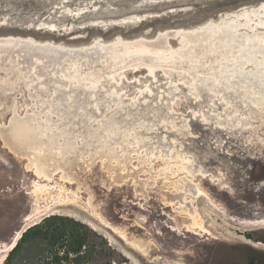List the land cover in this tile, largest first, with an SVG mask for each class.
Segmentation results:
<instances>
[{"label": "rangeland", "instance_id": "1", "mask_svg": "<svg viewBox=\"0 0 264 264\" xmlns=\"http://www.w3.org/2000/svg\"><path fill=\"white\" fill-rule=\"evenodd\" d=\"M21 1L9 0L24 12H40L33 1ZM85 1L74 0L67 7L81 10ZM262 3L92 0L89 5L97 8L75 26L94 20L100 28L64 29L68 41L87 40L60 42L80 46L99 39H140L143 43L138 47L117 48L121 68L111 67L106 58L99 62L92 53L80 61L74 53L56 56L49 66L41 62L35 71L39 78L0 82V130L15 116L38 124L40 134L51 133L54 142L41 141L33 150L45 164L55 167L63 161L73 180L65 183L61 168L52 171L51 164L46 165L50 179L25 171L27 158L9 152L0 136V171L6 175H0V243L10 244L21 229L57 213L84 222L103 236L114 248L109 264H264V248L244 236L245 231L264 226L240 222L264 215V84L254 83L249 90L239 84L264 79V46L241 33L234 38L229 33L227 39L220 35L202 44L195 37L159 35L205 22L217 24ZM130 15L143 19L122 23L120 29L106 25L110 19ZM246 18L234 20L239 31L250 35L249 25L264 30V23L255 24L264 15H250L249 22ZM14 31L2 29L0 35ZM142 48L151 54L156 50L158 55L143 57ZM111 120L115 129L107 132L104 124ZM44 144L55 151L54 156L45 154ZM169 144L174 154L167 159ZM65 148L74 149L71 158L70 153L60 154ZM62 155L66 162L58 159ZM133 165L143 167L135 171L144 179L137 187L132 176L136 173L128 174ZM168 165L171 170L153 171L152 176L145 169ZM187 165L197 172L200 168V175L210 181L204 183L198 174L193 176L181 167ZM20 171L25 177L19 176ZM182 176L199 183L211 200L187 193L182 206L169 204L166 198L172 195L164 190L171 189L170 181L183 183ZM35 185L38 195L33 191ZM192 209L200 215L206 232L187 230L191 220L181 210ZM31 211L32 217L24 220ZM101 218L122 228L129 238L144 240L147 251L131 247Z\"/></svg>", "mask_w": 264, "mask_h": 264}, {"label": "bare ground", "instance_id": "2", "mask_svg": "<svg viewBox=\"0 0 264 264\" xmlns=\"http://www.w3.org/2000/svg\"><path fill=\"white\" fill-rule=\"evenodd\" d=\"M30 1H33V3L39 7L40 12H37L36 15L35 13H28V12L22 11L18 7L14 6L12 2H9V0L8 1L0 0V14H2L0 16V31L2 29H8L11 31L15 30L13 33H7V34L0 35V82L15 81L17 78L22 79V80H29V79L33 80V79L39 78L38 76L39 73L35 71L37 67L40 66V64L43 63L45 64L44 66H47V65L49 66L53 62L56 56L58 55L66 56V55L74 54V53L80 56L78 58L80 61H84L85 60L84 56L90 55L91 53L93 56L99 59V62L103 63V59L106 58L108 61H110L111 67H115V69H118V68H121V65L118 66V64L121 63L120 52L118 51V49L121 50L122 48L120 47L122 46H125L126 48L138 47L139 45L143 43L140 39L127 41V40H122V38H116V39H112L109 41H101V39L94 40L93 42H91V44H85V45H80V46L79 45L77 46L65 45L67 43L60 42V41L74 43L78 41H84V40L86 41L87 39L85 37V38L73 40L74 42L68 41L66 39V31H64V29L67 30L68 28H70L71 30H75L77 28L79 29L87 28L89 30L90 29L98 30V28H100L99 27L100 24H98L99 21L94 22V20L93 22H90V24H93V25L86 23L84 25L81 24L79 26H75V23L81 20L84 14H86L87 12L91 13L92 9H96L97 6L89 5L90 2H92V0H86L81 10L78 9L76 11H73L67 6H69L74 0H57V1L56 0H30ZM130 1H134V0H130ZM149 1L151 2L152 0H149ZM163 1L165 2V0ZM167 1L177 2L180 0H167ZM23 2H26V1L22 0L21 3ZM54 2H56V5H52V3ZM140 5H144V3ZM86 7H91V8H88L89 9L88 10ZM133 7L137 8V5ZM256 13L260 17L264 15V3L260 4L258 7L252 8L251 10L245 8L240 13L232 14L231 15L233 16L232 19L225 18L223 19V21L221 20L217 24L215 23L213 24L211 22L209 23L205 22L201 24L200 26L194 27L192 29H182V30L179 29V30H174V31L169 30V31L160 33L159 35H164L167 37L170 35L179 34V35H182L183 37H187L188 40H190L191 37L193 38L195 37L196 41H199V44H202L201 42H203V40H205V42L212 40V39L214 40L220 35L224 36L227 39L229 33H232V38H234L235 34L237 35L241 33L244 36L247 35V38L250 41L252 42L256 41L261 46H264V30L263 31L259 30L256 28V26H252L248 24V22L251 20L250 15H254ZM43 14H46V15L43 16ZM17 16L22 17V19H19V21H16ZM240 16L248 17L246 18L248 19L247 24L249 25L248 27L252 30V33L250 35H248V31L247 32L239 31L238 28L235 26L236 22H234V20ZM141 19H143L142 16L130 15L122 19H110V22H107L106 25L114 27L115 29H120V27L118 26H120L122 23L139 21ZM66 21L72 22L71 25L69 26V22L65 24ZM261 23H264V19L262 21H260L259 19V22H255V24H261ZM90 32L94 34V33H97L98 31H90ZM117 32H121V30ZM79 37H82V36H79ZM246 42H248L247 39H246ZM140 53L142 54L143 57H154L155 54L158 55V52L156 50L153 51V54H151L150 50L146 48H142L140 50ZM163 58L165 60V56H163ZM126 64L127 62H125V65ZM33 69L36 74L33 72ZM39 71H42V69L39 68ZM46 73L47 75H49L50 72H48L47 70ZM27 77H29V79ZM79 80L77 82H79ZM254 83L258 86L263 85L264 79L258 80L257 82L253 80H251L250 82H245V83H244V80H241L239 82V84L243 86L244 89L246 90H249V88H251L252 84ZM79 87H83V86L80 85ZM80 91L84 92L82 88H80ZM113 122L114 121L111 120L108 123L104 124V130L107 132H112V130L115 129V125H116V124L113 125ZM37 126L38 124H34L32 120H30L29 118H26V117L19 118L16 116L13 117L10 121L9 126L8 127L5 126L0 130V136L3 139L4 146L9 150V152L19 157L27 158V162L24 165V170L25 171L33 170V172L35 173V175H37L38 178L43 177L44 179H50L52 177V174H50L46 169V165L51 164L52 171L57 169V167L61 168L60 170L61 180H63L65 183H73V180H71V178L68 177L67 172L65 171L66 167L62 165V163L64 164V162L59 161L62 159H64L65 162L67 161V159L63 155L61 157L57 156L59 159L58 160L59 165H56L55 163V167H54V163L45 164V160L41 159L42 156L39 155L38 153L36 154V151L33 150L34 144L36 146V144H38L41 141H43L41 143H44V141L45 142L48 141L47 143L54 142L53 135L51 133L47 132L46 134V132H43L40 134ZM41 143L40 145H42ZM44 146H45L44 148L45 154H49L53 156L55 155V151L47 147L48 144L47 146L44 144ZM169 146L170 144L167 146V148L169 149V153H168L169 155H167L166 157L167 159L171 158L170 154L172 155L174 154L173 151H170ZM65 152L70 153L68 158H71L72 154L74 153V149L69 150V148H65V149L60 150V154H63ZM31 153H33L34 157L31 155ZM159 154L162 155V153H159ZM161 155H156V157H160ZM65 156H68V155H65ZM179 156H181L182 159L185 158V156L181 152L179 153ZM104 167H108V165H104ZM181 167L184 169H188L189 172H192L193 176L198 174L200 177H202V181L204 183H208L210 181V179H207V180L204 179L205 177L204 175H200V172H201L200 168L198 169L200 172H197L196 169L190 170L191 167H189V165L181 166ZM132 168L133 169L130 170L128 174H135L136 173L135 171H138L143 167L133 165ZM167 168H169L170 170L172 169L169 167V165L167 167H162V166L158 167L157 170H152L150 167H146L145 169L146 171H148L149 175L152 176L153 171H157V172L159 171L158 174H160L161 171H165ZM48 170L50 171L49 168ZM143 172L144 170L141 173ZM170 173L175 175V173L173 172H170ZM18 174L20 177H25V174L22 171H20V173ZM138 174H140V172L136 173L137 176L132 175L133 185L135 187L139 186L141 180H144L143 178H140ZM0 175L3 177L6 176L5 173H2V170L0 171ZM166 177L167 175L164 176V178ZM171 177L172 175L171 176L169 175V178ZM17 178L18 176L15 178V181L17 180ZM11 179L13 181L14 177H12ZM182 181L183 183L181 184L178 182V180L170 181L171 186L169 187L171 189L164 190V192H168L169 194L172 195L171 197L168 196L166 198V201L171 200L169 204H173V205L176 204V207H178L177 202H179V206H182L180 205V203L184 202V194H187V193L192 194L193 196L201 194L211 200L209 193L203 188H201L199 186V183L193 182L192 179H189V178L187 179L184 176H182ZM165 182H167V180ZM34 187L35 188L33 189V191L36 192L35 194H37L38 190H37L36 185ZM46 188H49V187H46ZM181 214H183V216L187 220L188 219L191 220V224L187 225L189 226L187 227V230H191V228H195L200 231L206 232L202 224V219L200 218V215L197 212H195V210L193 209L190 211L181 210ZM32 215H33V212L31 211V213L25 216L24 220L30 219ZM101 220L113 232L117 233L121 238H123L125 242L128 243L131 247H133L134 249H136L137 251L141 253H145L147 251V246L144 240H142L141 238H135V237L129 238L126 235V232L122 228L110 225L109 222L106 221L104 218H101ZM240 222L245 225H250V226H264V215L257 216L255 214L254 216L245 218L241 220ZM19 236H20V232H18L15 235V237L12 240V243L10 244L0 243V264H2L6 256V253L14 246ZM260 243L261 242H255L253 245L257 247L261 246L262 248H264V244L261 245Z\"/></svg>", "mask_w": 264, "mask_h": 264}, {"label": "trees", "instance_id": "3", "mask_svg": "<svg viewBox=\"0 0 264 264\" xmlns=\"http://www.w3.org/2000/svg\"><path fill=\"white\" fill-rule=\"evenodd\" d=\"M244 236L264 244V228ZM113 255L114 248L87 224L52 213L21 232L2 264H109Z\"/></svg>", "mask_w": 264, "mask_h": 264}, {"label": "water", "instance_id": "4", "mask_svg": "<svg viewBox=\"0 0 264 264\" xmlns=\"http://www.w3.org/2000/svg\"><path fill=\"white\" fill-rule=\"evenodd\" d=\"M27 227H28V226H27ZM24 229H25V228H24ZM24 229H23V230H24ZM23 230H22V231H23ZM20 234H21V232H20ZM11 243H12V242H11Z\"/></svg>", "mask_w": 264, "mask_h": 264}]
</instances>
